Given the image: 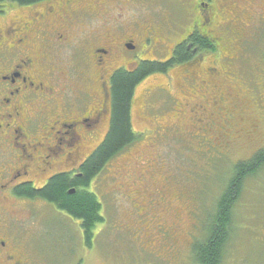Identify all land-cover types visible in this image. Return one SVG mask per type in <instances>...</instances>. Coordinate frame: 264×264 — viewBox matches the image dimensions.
<instances>
[{
	"label": "flooded vegetation",
	"instance_id": "af4514ba",
	"mask_svg": "<svg viewBox=\"0 0 264 264\" xmlns=\"http://www.w3.org/2000/svg\"><path fill=\"white\" fill-rule=\"evenodd\" d=\"M254 41H264V0H44L1 11L0 264H30L26 244L13 233L14 221L32 203L47 202L23 190L40 191L59 175L79 178L106 137L114 72L164 66L140 82L157 75L138 104L136 117L147 127L144 132L133 128L132 100L135 134H199L223 149L221 143L228 146L234 137L240 142L250 132L239 119L247 97L238 95L240 86L237 93L230 85L243 83L237 77L245 65L239 48L242 54L243 44ZM253 75L249 81L260 87V72ZM156 94L163 98L161 108L171 105L168 121H162L159 109L150 110ZM144 148L151 152L154 143ZM132 164L123 158L113 173L119 180L116 190L136 215V238L159 240L150 233L151 225L169 239L171 230L158 224L168 205L164 193ZM146 167L154 173L151 159ZM93 179L87 190L96 195Z\"/></svg>",
	"mask_w": 264,
	"mask_h": 264
},
{
	"label": "rangeland",
	"instance_id": "374dc122",
	"mask_svg": "<svg viewBox=\"0 0 264 264\" xmlns=\"http://www.w3.org/2000/svg\"><path fill=\"white\" fill-rule=\"evenodd\" d=\"M243 45L242 54L239 48V60L245 61V65L239 67L237 77L249 85L247 87L243 80V83L238 80L239 84L231 83L230 86L237 93L240 86V91L246 94L238 93L242 99L247 97V101L241 100L245 106H241L243 111L239 119L245 121L249 134L245 132L240 142L234 137L228 146L221 143L219 146L223 149L214 145V139L199 134L140 135L134 145L118 153L93 179L91 190L101 203L105 222L94 232L89 247H86L79 223L49 203L48 206L32 203L29 209L26 207L29 212L18 216L13 233L20 243L26 244L30 264H198L192 248L208 238L209 220L233 166L264 148V41ZM251 68L253 71L247 75L246 71ZM256 70H260L262 77L260 87L249 81L253 72L259 75ZM155 77L157 75L134 90L132 122L138 132L147 129L136 117L140 96L146 87L156 83L151 81ZM247 89L253 92L249 96L255 101L249 100ZM157 94L163 96V93ZM157 94L150 103V110L159 109V113L164 114L162 121L166 118L168 121L171 105L168 102L161 108L159 100L163 98ZM100 141L102 136L94 140V145ZM149 142L154 143L151 152L144 148ZM137 150L139 155H134ZM127 157L132 159L135 172L144 173L151 179V184L162 189L168 205L165 204V212L158 224L171 230L169 239L153 232L151 225L150 233L156 234L159 240L154 235L153 239L150 237L151 242L141 234L139 239L136 238L139 230L135 228L136 215H133L130 203L116 190L119 180L113 173ZM149 159L154 173L145 172ZM221 264H264V167L243 184L233 208L232 234L224 247Z\"/></svg>",
	"mask_w": 264,
	"mask_h": 264
},
{
	"label": "trees",
	"instance_id": "16d2710c",
	"mask_svg": "<svg viewBox=\"0 0 264 264\" xmlns=\"http://www.w3.org/2000/svg\"><path fill=\"white\" fill-rule=\"evenodd\" d=\"M42 1L44 0H0V12L6 10L8 6L26 7ZM163 67L159 64H143L132 72L125 70L114 72L110 82L112 101L110 128L102 143L81 167V176L70 179L68 176L59 175L52 178L40 191L28 188L23 190L31 199L40 197L77 221L86 247L91 245L94 232L105 222L101 204L97 196L87 190V185L112 158L138 140L139 136L133 132L129 117L134 90L147 74L163 71ZM259 72L260 70L255 71ZM251 83L254 84L252 80ZM263 167L264 148L250 159L239 161L233 166L231 177L217 200L213 217L209 220L208 238L192 248L198 264H221L224 247L232 234L233 208L239 200L243 184Z\"/></svg>",
	"mask_w": 264,
	"mask_h": 264
}]
</instances>
